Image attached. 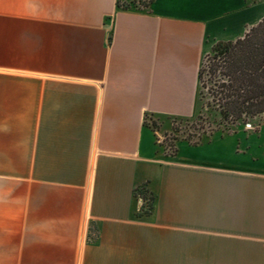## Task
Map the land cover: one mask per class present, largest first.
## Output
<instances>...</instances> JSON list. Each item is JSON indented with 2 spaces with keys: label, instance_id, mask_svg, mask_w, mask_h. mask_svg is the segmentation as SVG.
<instances>
[{
  "label": "crops",
  "instance_id": "1",
  "mask_svg": "<svg viewBox=\"0 0 264 264\" xmlns=\"http://www.w3.org/2000/svg\"><path fill=\"white\" fill-rule=\"evenodd\" d=\"M118 1L0 0V264H264V119L170 154L144 123L264 0Z\"/></svg>",
  "mask_w": 264,
  "mask_h": 264
},
{
  "label": "trees",
  "instance_id": "2",
  "mask_svg": "<svg viewBox=\"0 0 264 264\" xmlns=\"http://www.w3.org/2000/svg\"><path fill=\"white\" fill-rule=\"evenodd\" d=\"M152 1L135 0L128 5H121L119 0L117 7L124 10L142 9L147 8ZM259 1L246 0V3L253 5ZM199 83L197 113L191 118H165V121L211 122L232 126L247 124L255 118L263 117L264 19L241 39L215 43L201 64ZM144 123L155 130L154 127L164 121L161 117L146 115ZM147 193L145 185L136 190L137 197ZM146 207L149 213L152 207Z\"/></svg>",
  "mask_w": 264,
  "mask_h": 264
},
{
  "label": "rangeland",
  "instance_id": "3",
  "mask_svg": "<svg viewBox=\"0 0 264 264\" xmlns=\"http://www.w3.org/2000/svg\"><path fill=\"white\" fill-rule=\"evenodd\" d=\"M211 101V100H209ZM218 113V112H215ZM263 117H258L248 122L247 124L240 125H232L228 126L225 124H214V123H192V122H173L166 121L164 123H160L154 127L155 131L163 140L162 144L158 145L161 151H166V154L175 153L176 146L179 142L189 141L191 144L202 143L207 137L210 139V136H214L215 134H232L233 131L237 128H246L251 129L253 126V130H257V127L263 121ZM238 126V127H236ZM147 190V188H146ZM148 193L146 195H139V198L144 201L146 198V205H150L152 207L153 204V193L150 190H147ZM149 211V208H147Z\"/></svg>",
  "mask_w": 264,
  "mask_h": 264
},
{
  "label": "built area",
  "instance_id": "4",
  "mask_svg": "<svg viewBox=\"0 0 264 264\" xmlns=\"http://www.w3.org/2000/svg\"><path fill=\"white\" fill-rule=\"evenodd\" d=\"M162 142H163V140L161 139V137L159 135H157V144L160 145V144H162ZM141 201H140V203H141Z\"/></svg>",
  "mask_w": 264,
  "mask_h": 264
}]
</instances>
